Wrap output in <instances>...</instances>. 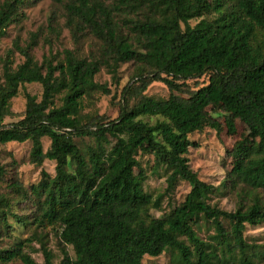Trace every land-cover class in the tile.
I'll use <instances>...</instances> for the list:
<instances>
[{"label": "trees", "instance_id": "16d2710c", "mask_svg": "<svg viewBox=\"0 0 264 264\" xmlns=\"http://www.w3.org/2000/svg\"><path fill=\"white\" fill-rule=\"evenodd\" d=\"M28 4L2 0L0 39ZM65 12L71 37L90 36L97 53L81 56L64 48L39 62L31 52L38 38L32 33L25 46L17 38L13 42L23 60L13 65L10 50L2 63L0 144L28 141L30 162L40 167L49 160L54 172L41 170L45 189L31 221L0 195V232L13 230L8 217L56 229L63 245L59 264H142L145 256L167 250L176 252L179 264H260L261 253L246 241L244 229L264 222V155L248 161L242 146H234L227 151L230 169L212 184L190 168L187 154L196 147L189 135L205 127L233 135L235 120L264 139V0H66ZM185 20L196 22L183 28ZM125 62L134 72L121 89L116 117L84 113L95 92L110 93L96 74L105 68L117 80ZM204 76L206 84H188ZM154 82L166 86V98L145 95ZM30 83L41 85L40 99L25 91L22 116L4 122L10 99ZM110 137L121 143L109 148ZM83 138L92 139L85 150L77 143ZM139 154L151 155L170 172V188L177 180L189 184L166 227L160 225L165 218L151 213L160 209V197L143 188ZM4 172L0 163V176ZM10 188L24 194L17 180ZM226 194L235 197L233 210L213 203ZM201 223L213 230L208 240L197 233ZM30 241L0 248V264H53L44 243L43 262H36L25 251Z\"/></svg>", "mask_w": 264, "mask_h": 264}, {"label": "rangeland", "instance_id": "374dc122", "mask_svg": "<svg viewBox=\"0 0 264 264\" xmlns=\"http://www.w3.org/2000/svg\"><path fill=\"white\" fill-rule=\"evenodd\" d=\"M28 5L21 8V20L18 23L9 25L5 36L0 39V74L2 63L10 54L13 65L23 60L22 55L13 47L15 38L18 39L21 46L29 42L30 35L36 33L37 43L33 46L31 52L37 61H41L42 56L52 53H60L64 48L74 49L81 56H86L90 52L97 53V44L94 39L84 35L74 40L68 28L65 25V2L66 0H37L32 3L27 0ZM110 2V0H105ZM2 0H0V3ZM31 2V3H30ZM196 20L184 21L183 28L187 25H193ZM134 65L125 62L120 65L117 71V80H112L111 75L102 68L95 76V81L99 84H106L110 93L104 94L97 91L91 98L85 101L83 112H94L116 117L120 92L124 85L132 81ZM207 77L189 80L188 84L192 88H197L206 84ZM27 91L40 99L42 88L38 83L24 84L19 87L17 94L10 99V114L5 117L4 122L18 120L25 107L24 92ZM147 97L166 98L168 90L161 82H154L145 92ZM59 103L58 98L55 101ZM236 133L231 135L223 131L217 134L213 129L205 127L201 132H195L189 135V139L196 143V147H189L187 154L190 168L195 171L198 177L206 182L218 184L231 167V159L227 151L236 145H240L248 161H256L264 155V139L254 136L247 127L240 121L235 120ZM108 147L111 148L116 144L118 139L109 138ZM44 148L48 146V140L44 139ZM77 143L86 149L87 145L92 143V139H77ZM121 143V141L119 142ZM115 146V145H114ZM30 143L28 141L18 143L9 142L0 144V163L5 168V172L0 176V195L12 199L13 211L20 215L26 221H31L33 211L37 209V201L44 194L45 178L41 175V170L47 174L54 172V163L45 160L40 167H35L29 160ZM115 147L114 152H117ZM140 166L146 172V179L143 188L146 192L151 193L154 197H160V209L152 210L155 217L165 218L160 221L162 227L174 218V208L183 200L189 190V184L183 180H177L173 187L167 185L166 178L170 172H167L162 165H156L151 155H138ZM136 171V170H135ZM18 181L23 186L22 196L20 193L10 188V183ZM213 203L220 208L233 210L235 206V197L233 194L220 195L214 198ZM9 223L13 225L10 232H0V248L8 247L13 241L20 239H30V243L25 247V251L38 263L43 262L41 252V243H44L53 254L52 263L59 264L62 257V244L52 228H36L34 225L16 223L11 217H8ZM227 227V223H225ZM198 235L205 240L207 236L213 233L211 227L205 223L200 224L197 231ZM246 241L253 244L257 251L261 253L259 263L264 264V222L257 225H246L244 229ZM70 254L72 249L67 246ZM230 261V260H228ZM227 260L218 264H231ZM6 264H23L19 260H12ZM142 264H179L176 252L167 250L156 257L145 256Z\"/></svg>", "mask_w": 264, "mask_h": 264}]
</instances>
